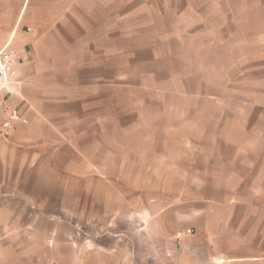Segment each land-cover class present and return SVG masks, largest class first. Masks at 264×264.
Returning <instances> with one entry per match:
<instances>
[{
  "label": "crops",
  "instance_id": "1",
  "mask_svg": "<svg viewBox=\"0 0 264 264\" xmlns=\"http://www.w3.org/2000/svg\"><path fill=\"white\" fill-rule=\"evenodd\" d=\"M232 26L252 29L255 39L240 42L264 44V0H0V51L15 61L0 123L6 109L23 117L0 136V264H264V147L250 141L264 143V130L219 132L224 148L195 168L208 176L193 186L209 196L189 214L152 194L142 153L153 149L119 143L131 136L121 130L122 88L146 92L147 63L171 79L183 57L232 41L223 34ZM203 82L184 96L222 107ZM247 105L225 104L223 122Z\"/></svg>",
  "mask_w": 264,
  "mask_h": 264
},
{
  "label": "rangeland",
  "instance_id": "2",
  "mask_svg": "<svg viewBox=\"0 0 264 264\" xmlns=\"http://www.w3.org/2000/svg\"><path fill=\"white\" fill-rule=\"evenodd\" d=\"M259 29L264 30V27ZM251 32L249 28L228 27L223 34H232L227 36L232 41L213 44L215 47L204 49L200 58L183 57L182 61L176 62L171 79L155 74L159 66L147 63V69L153 70L154 75L145 81L146 92L123 88L120 92L121 130L131 132V136L122 133L119 140L121 148L123 151L127 147L142 150L146 146L153 149L151 156L142 153V158L153 164V175L157 179L151 182L150 189L154 196L163 194L167 197L163 205H168V210L178 208L189 214L198 205L194 204V200L203 195L209 196V188L193 186L194 180L207 179L208 176L195 168L207 163L211 150L217 152L224 148V138L216 137L219 132L225 136L226 131L239 130L241 124L257 135L264 130V56H257L262 52L261 56L264 55V44L255 40L246 43L239 41L246 37L255 39L253 35L249 36ZM141 61L148 59H136L138 63ZM127 63L128 60L122 59V71L129 70ZM202 80V85L211 83L213 91L224 104L222 107L184 96L192 93V87L198 86V81ZM172 85L175 93L160 91V88L169 90ZM224 85L230 86L233 93L223 94ZM179 94L184 98H180ZM241 100L250 102L244 107L243 116L239 113L237 122H223L225 104L226 109L234 113ZM261 140L254 137L250 141L262 148L264 143ZM197 149L202 152H197ZM196 152L199 154L196 155ZM128 157V154L124 156L126 163L129 162ZM172 173L174 176H171ZM124 174L126 181L131 176L136 181L139 179L138 174L134 176L129 171ZM164 177L166 180H162ZM212 190L214 194V188ZM178 194L180 201L175 202Z\"/></svg>",
  "mask_w": 264,
  "mask_h": 264
},
{
  "label": "built area",
  "instance_id": "3",
  "mask_svg": "<svg viewBox=\"0 0 264 264\" xmlns=\"http://www.w3.org/2000/svg\"><path fill=\"white\" fill-rule=\"evenodd\" d=\"M14 52L9 49L0 51V90L6 88L8 79L13 75ZM7 119L0 123V136H3L14 123L23 121L17 109H6Z\"/></svg>",
  "mask_w": 264,
  "mask_h": 264
}]
</instances>
